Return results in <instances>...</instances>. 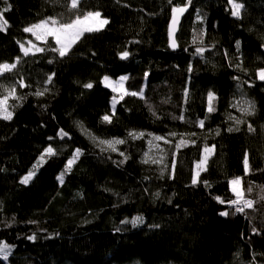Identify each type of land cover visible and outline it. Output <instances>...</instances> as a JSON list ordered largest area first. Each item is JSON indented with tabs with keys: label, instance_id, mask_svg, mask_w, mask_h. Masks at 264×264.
I'll use <instances>...</instances> for the list:
<instances>
[{
	"label": "trees",
	"instance_id": "16d2710c",
	"mask_svg": "<svg viewBox=\"0 0 264 264\" xmlns=\"http://www.w3.org/2000/svg\"><path fill=\"white\" fill-rule=\"evenodd\" d=\"M237 2L244 4L239 17L229 0H81V11H100L109 23L62 57L50 36L39 42L43 52L25 56L20 45L37 41L26 27L72 17L71 0H0V11L11 6L0 18L7 21L0 65L20 58L0 75V99L16 90L7 101L12 119H0V243L12 246L0 264H264V80L257 75L264 69V0ZM185 5L173 49L172 8ZM108 70L127 74L128 93H143L126 94L114 114V92L103 82ZM242 100L255 105L253 115L237 110ZM81 128L125 140L123 155L99 150ZM61 129L68 135L61 138ZM190 133L196 144L176 150L180 134ZM151 136L172 140L163 174L162 164L143 162ZM205 143L215 147L194 184ZM49 145L55 155L44 153ZM237 177L244 198L254 201L242 213L228 203ZM137 216L144 223L133 226Z\"/></svg>",
	"mask_w": 264,
	"mask_h": 264
},
{
	"label": "snow or ice",
	"instance_id": "6c2138e0",
	"mask_svg": "<svg viewBox=\"0 0 264 264\" xmlns=\"http://www.w3.org/2000/svg\"><path fill=\"white\" fill-rule=\"evenodd\" d=\"M5 2H7V0H5ZM172 0H169V3H171ZM80 4H81V0H71V9L73 10V16L70 17L67 20H61L58 19L57 17L54 16H49L46 17L45 19L40 20L39 22L32 24L29 27H26L24 29L25 32H29V33H33L37 39L39 40H46L47 37L51 36L54 38L55 42L57 45H59V48H53L51 50L53 51H57L59 53L60 56H65L67 55L68 51L71 49V47L77 43L80 38L85 34V33H92V32H97L100 31L106 24L109 23V21L107 19H100L101 17V12L100 11H81L80 8ZM229 4L232 6V12L231 14L235 17H239L241 15V10L244 8V4L243 3H238L237 0H229ZM11 8V6L9 5L8 7L4 8L2 11H0V18L3 17V12H7L9 11ZM187 10V5L185 6H174L172 8V17H171V34L174 35L176 28L179 24V18L180 16ZM90 21H93L90 23ZM6 24L7 21H3L2 23H0V30H5L6 28ZM29 44H31L32 42L29 41ZM172 46L175 47L176 46V42L175 39L173 38L172 40ZM21 50L23 51L24 55H28L29 52L31 51V49L29 48H25V46L23 44L20 45ZM35 47V46H33ZM45 49L44 48H40V47H35V51L37 52H43ZM198 52H203L204 49L203 48H197ZM130 55V53L128 51H123L120 53V57L121 59H126L128 56ZM19 57L16 60V63H4L2 65H0V75L12 71L13 69L16 68L17 63H19ZM54 75V74H53ZM258 78L261 80H264V69H259L258 70ZM51 76L48 77L47 79V83H51ZM127 79L126 76H122L120 77L119 81L116 82V85L113 86L112 82L110 81L109 77L105 76L104 77V82L106 83V85L108 87H112L113 91H124L123 90V82ZM21 86H25L23 85V82H21ZM85 88H92L93 85L91 83H87L84 85ZM47 89H44L43 91H38L35 93V95H43L44 92H46ZM15 87H11L10 89L7 90L6 95L3 96L2 99H0V119H4V120H11L12 116H13V112L9 110L8 104H7V100L9 97H14L15 96ZM124 94H130V95H140L141 97L143 96V93H136V92H132V93H127L126 91L124 92ZM121 99H123V95L120 97ZM215 99L214 94L209 92L208 93V112H213L215 111L214 107H213V100ZM115 102L116 99L115 97L113 98V114H114V109H115ZM239 104V101L237 102V105ZM237 105H233L234 107H236ZM245 105L244 107H242L240 110L245 113L246 115H253L254 111H255V105L251 102V101H245ZM178 119L183 120L184 116L181 115L178 117ZM103 120L111 123V116L110 115H105L103 117ZM235 122L237 125H240L241 123H244L243 120L235 118ZM199 127L203 128L204 127V121L200 120L199 122ZM239 131V128H229L228 131ZM248 130L249 131H255L251 125H248ZM219 131H216V135H219ZM60 135L61 138H63L64 136H67L68 134L63 132V130L61 129L60 131ZM151 135V134H150ZM171 137H175L177 135V133H169L168 134ZM129 136L132 138H142L144 136V133H135V132H130ZM181 139L179 140V142L175 145V149L179 150V148L181 146H188V144H192L195 145L196 144V140L195 139H190V137H194L196 136V133H190V134H180ZM188 136L189 139H185L184 137ZM49 139H52L51 137ZM98 138L93 137V140L96 141ZM153 139L156 141L159 140H164L165 137H161V136H153ZM126 141L122 140V139H112V140H99V145L101 146H107L102 147L101 150L105 151V150H111V151H117V145L120 144H124ZM169 142L170 141H166ZM149 145L150 147L153 146V141L149 140ZM155 147H159V145H155ZM215 147V145L209 146L208 144H204L203 145V158L196 161L195 162V166L197 169V173H196V177H194L193 179V183H197V177L199 176V171L203 170L206 171V167H203L206 164L207 159L209 158V154L212 152V149ZM76 155L80 154V149H76ZM44 153L47 155H55V149L49 145L46 149H44ZM121 155H123V153H121ZM176 152H173V157H175ZM145 156L148 157V153H145ZM41 160L44 159V155L42 154L40 157ZM76 159V156H73L72 159H69L67 161V168L70 170L72 164L74 163ZM144 163H149V159L146 158L144 161ZM151 163H155V164H162L163 168H162V174L163 171L165 169L168 168V165L164 164L163 162V157L159 160L157 159H151ZM244 167H245V172H249L250 170V165H249V159L248 156L246 155L243 161ZM172 170L174 172L175 169V159H173L172 162ZM35 175V170L30 171L27 175H25L22 180L21 183L23 184H28L30 182V180L33 178V176ZM63 176L64 173H61L60 177H58V179L60 180L61 183H63ZM205 183H207V181H205ZM231 185H232V192L235 194V199L229 201L228 203H230L231 205L234 206V211L235 212H244L245 208H252L254 206V201L253 200H249V199H245L244 198V191L242 190L241 187H239L242 183V178L237 177L233 180H231ZM248 191L251 192L252 188L249 187ZM157 195H159V193H157ZM219 199V198H217ZM262 199H264V197H262ZM221 203H224V201H221ZM221 215L227 216L228 212L225 211L223 213H221ZM131 223L133 224V226L138 225V224H143L144 223V218L142 216H137L135 217ZM29 239H35V236H30ZM11 248L12 246L8 245L7 243H0V257H2L4 260H7L9 255L11 254Z\"/></svg>",
	"mask_w": 264,
	"mask_h": 264
},
{
	"label": "rangeland",
	"instance_id": "374dc122",
	"mask_svg": "<svg viewBox=\"0 0 264 264\" xmlns=\"http://www.w3.org/2000/svg\"><path fill=\"white\" fill-rule=\"evenodd\" d=\"M100 19H104V18H102V17H100ZM91 22H93V21H90V23ZM0 23H1V21H0ZM105 27V26H104ZM103 27V28H104ZM102 28V29H103ZM33 34V33H32ZM34 35V34H33ZM35 36V35H34ZM36 37V36H35ZM51 37V36H50ZM48 38V37H47ZM47 38H46V40H47ZM53 38V37H52ZM36 40L37 41H31L32 43L31 44H29L28 42L27 43H22L24 46H25V48H29V49H31V51L29 52V53H35V52H37V51H35V47H40L41 48V45L39 44V42H44V41H46V40H39V39H37L36 38ZM53 40H54V38H53ZM55 41V40H54ZM33 46H35V47H33ZM58 46V48H59V45H57ZM106 76L107 77H109V79H110V81L112 82V84H113V86H115L116 85V82H118L119 81V79H120V77H122V76H126L127 77V74H123V75H121V76H115L113 73H112V71L111 70H108L107 71V73H106ZM127 80V79H126ZM126 80L123 82V90L124 91H113V88L112 87H108L107 85H106V83L104 82V85L107 87V88H109L110 90H112L113 92H114V96H113V98L115 97V99H116V102H115V108H116V105H117V103L119 102V100L121 99L120 97L123 95V97L126 95V94H124V92L126 91L127 93H128V91H127V89H126ZM113 98H112V101H111V108H112V111H113ZM8 101V100H7ZM245 101H247V100H242L241 102H240V104L237 106V110L239 111V112H241V113H243L240 109L242 108V107H244V106H246L245 105ZM115 110V109H114ZM243 114H245V113H243ZM81 131L83 132V134L86 136V138L92 143V145H94L96 148H98L99 150H101V148L102 147H107V146H101V145H99V140H112V139H101V138H99V137H97V136H95L93 133H91L90 131H88L87 129H85V128H81ZM93 137H96V138H98L96 141H94L93 140ZM113 139H115V138H113ZM149 140H152L153 141V146H151L150 147V145H149ZM166 141H170V143L169 142H166ZM171 142H172V140L171 139H169V138H165L164 140H159V141H156V140H154L153 139V136H151V137H149L148 138V148H147V151L145 152V153H148V157H146L145 156V154H144V157H143V160H145L146 158H148L149 159V163H151V159H157V160H159V159H161L162 157H163V159H164V156H165V154H164V152H165V148H166V145H168V144H171ZM122 144H120V145H117L116 147H117V151H111V150H105L104 152H108V153H113V154H121L122 152H121V150H120V146H121ZM155 145H159V147H155ZM212 153V152H211ZM211 153L209 154V157H210V155H211ZM204 155V154H203ZM207 161H208V159H207ZM207 161H206V164H207ZM206 164L203 166V167H205L206 166ZM200 172V171H199ZM196 173H197V169H196V171H195V177H196ZM230 186H231V189H232V185H231V183H230ZM239 187H241L242 188V184L239 186Z\"/></svg>",
	"mask_w": 264,
	"mask_h": 264
},
{
	"label": "water",
	"instance_id": "95a60500",
	"mask_svg": "<svg viewBox=\"0 0 264 264\" xmlns=\"http://www.w3.org/2000/svg\"><path fill=\"white\" fill-rule=\"evenodd\" d=\"M187 11H188V8H187V10H186V11L180 16V18H179V24H178V26H177V28H176V31H175L174 35L171 34V24H170L171 47H172L173 49H176V47H177V43H176V46L173 47V46H172V40H173V38H174V39H175V42H176V37H177V35H178V32H179V28H180L181 22H182L183 17L185 16V14H186Z\"/></svg>",
	"mask_w": 264,
	"mask_h": 264
}]
</instances>
